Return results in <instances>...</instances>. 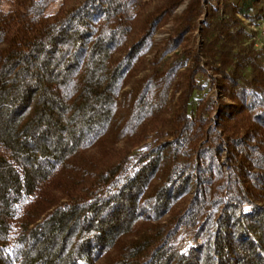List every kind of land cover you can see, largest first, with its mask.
Masks as SVG:
<instances>
[{
	"label": "trees",
	"instance_id": "obj_1",
	"mask_svg": "<svg viewBox=\"0 0 264 264\" xmlns=\"http://www.w3.org/2000/svg\"><path fill=\"white\" fill-rule=\"evenodd\" d=\"M211 1L0 0V264H264V66Z\"/></svg>",
	"mask_w": 264,
	"mask_h": 264
},
{
	"label": "rangeland",
	"instance_id": "obj_2",
	"mask_svg": "<svg viewBox=\"0 0 264 264\" xmlns=\"http://www.w3.org/2000/svg\"><path fill=\"white\" fill-rule=\"evenodd\" d=\"M222 0H212V5L214 8H218V4H220ZM235 6L238 9L237 17L241 21V26L244 28V36L239 39L241 42V47L243 48L240 52L241 55L248 54V52H255L257 53L258 59L260 60L261 64L264 66V42L262 40H259L255 43L254 37L256 35V32L253 30L252 26H255L256 24H259L264 21V0H259L256 4H250L249 0H231ZM185 3L181 4L175 12H180L182 8L184 7ZM58 2L51 4L49 7V11L53 12L57 9ZM240 10V12H239ZM241 10H245L244 13L241 12ZM221 9L219 8L218 12H220ZM171 18V17H170ZM171 20V19H169ZM169 20L167 22H164L163 24H160L156 32L154 33L153 40L155 43H159L165 36L167 31V26L169 25ZM209 18L207 16V12L205 11L200 18V21L198 23V28L194 30L193 35L195 36V42L194 46L201 48L202 43V36L200 34V29L204 25H208ZM210 28V27H209ZM249 35V37H248ZM249 43H251V46H249ZM238 47V46H237ZM147 55V54H146ZM145 55V56H146ZM168 56V55H167ZM238 73L242 74L245 77L249 76V68L247 66L243 68L238 69ZM196 81L199 84V88L195 89L192 93V96L190 98L189 104H188V113L190 115H193L194 110L197 106V104L200 101H203L205 99L211 98L212 100H217L220 96V92L216 90L215 87L212 86L209 78L204 73L200 72L196 75ZM179 95V91L176 92L175 96ZM223 100L228 101L227 97H221ZM211 119L213 125L217 124V117L216 112L211 113ZM122 142L120 141L116 146H121ZM224 164V163H223ZM223 169L226 170L227 167L223 165ZM183 237V236H182ZM180 243L186 241L185 237L179 239ZM103 258H100L96 264H102Z\"/></svg>",
	"mask_w": 264,
	"mask_h": 264
},
{
	"label": "built area",
	"instance_id": "obj_3",
	"mask_svg": "<svg viewBox=\"0 0 264 264\" xmlns=\"http://www.w3.org/2000/svg\"><path fill=\"white\" fill-rule=\"evenodd\" d=\"M252 27L253 30L256 32V35L254 37L255 43L259 40H262L264 42V21Z\"/></svg>",
	"mask_w": 264,
	"mask_h": 264
}]
</instances>
